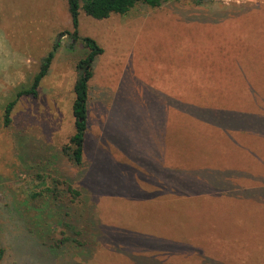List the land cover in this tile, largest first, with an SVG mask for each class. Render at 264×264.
<instances>
[{"label": "rangeland", "instance_id": "rangeland-1", "mask_svg": "<svg viewBox=\"0 0 264 264\" xmlns=\"http://www.w3.org/2000/svg\"><path fill=\"white\" fill-rule=\"evenodd\" d=\"M72 33L65 0H0V264H20L36 249L72 264H264V203L214 200L179 173L231 158V147L170 105L183 97L186 106L213 108L215 93L239 91L232 123L264 142L250 135L264 127V0H166L101 21L80 11L76 40ZM82 38L102 54L92 64L76 166L61 147L74 130ZM50 52L37 95L17 100ZM67 185L79 200L70 202ZM63 225L95 244L48 249L68 232Z\"/></svg>", "mask_w": 264, "mask_h": 264}, {"label": "trees", "instance_id": "trees-1", "mask_svg": "<svg viewBox=\"0 0 264 264\" xmlns=\"http://www.w3.org/2000/svg\"><path fill=\"white\" fill-rule=\"evenodd\" d=\"M67 5V11L70 17L71 25L73 28V33L71 37L76 40L77 37V27H78V17L79 12H83L84 15L90 17L94 20H105L111 15H126L131 9L135 8L137 5H144L149 8H159L162 3L166 0H65ZM204 0H197L201 3ZM84 47L88 50L87 55L80 59L76 64L77 78L73 86L74 100L72 103V118H73V134L68 140V143L61 147V153L66 156L69 161L74 165L79 166L83 161L84 155V143L86 138V133L88 130V101H89V88L88 83L92 78V64L97 56L102 54V49L90 38H82ZM53 58V53L50 52L41 60L39 65V70L34 76L30 88L18 92L15 98L18 100L20 97L37 95V88L41 80L47 75L49 66ZM208 83H206L207 86ZM213 86V84H211ZM210 86V87H211ZM239 94V93H238ZM169 96V95H168ZM191 97V96H190ZM205 97L204 95L194 96L193 98L200 101ZM192 101V97H186ZM16 99L9 102L5 107L4 112V126L8 127L10 125V114L16 104ZM183 97H170V105L173 107V111H177V105L180 104L184 106L185 116L189 118L188 122H199L206 128V135L216 140H224V143L231 147V158L224 157L220 155H215L213 161H207L205 159L204 169H221L223 173L237 174L244 172L245 175H249L250 178L259 177L260 175H254V173L264 172V142H253L248 140L244 135H248L245 129L234 127L233 123L230 122L232 110L230 103H240L242 101V96L235 94V96H230L225 93H218L211 96L213 104L220 106H212L213 108L203 109L200 106H186L184 104ZM239 99V100H238ZM203 103V104H202ZM244 134V135H243ZM264 134L259 128H252L250 135L254 137L262 136ZM262 154V155H260ZM207 157V155H205ZM204 157V158H206ZM234 157H240V159H234ZM243 158V159H242ZM178 170V169H177ZM196 168L182 171L179 173L184 177V180L188 184H193L199 186L200 193H207L214 200H221L227 197L225 191H220L219 188L210 187L204 179L207 178L204 175L203 180L200 178H195L194 173ZM51 192V191H49ZM66 194L69 196L70 202L79 200L80 192L74 189L71 185H67L65 189ZM52 196L58 198L59 192L55 189L52 190ZM68 232L61 233V238L55 241L51 245H48V249L55 250L60 249L63 245H72L76 247H93L94 241H90V234L86 235L76 230L75 227L69 225H63ZM89 234V235H88ZM1 259V251H0Z\"/></svg>", "mask_w": 264, "mask_h": 264}, {"label": "crops", "instance_id": "crops-1", "mask_svg": "<svg viewBox=\"0 0 264 264\" xmlns=\"http://www.w3.org/2000/svg\"><path fill=\"white\" fill-rule=\"evenodd\" d=\"M233 86L235 88L238 87V86L236 87V83H234ZM238 93L239 91L237 92V95H240V93L239 94ZM215 94H218V93H215ZM213 106H220V105L213 104ZM261 121L263 122V119H261ZM230 122L232 123V113H231ZM234 127H237V126H234ZM261 131L264 133V127ZM204 168L196 167V170L204 169ZM253 174L260 175V176L250 178V176L245 175L244 172H240L237 174H231V173H223L221 169H212L210 170V173H208V175L211 177L206 178L204 180L213 189L219 188L220 191H225V193L227 194V197H225L224 199H221L225 203H259V204L264 203V172L262 173L253 172ZM204 175L205 174L199 175V176H204ZM208 175L206 174V176ZM214 176H216L217 178H215ZM225 180H230L231 182L225 183ZM234 184H239V187L235 186ZM243 185L245 188H240V187H243ZM233 187L239 188V190H231ZM247 187L250 189H248ZM60 255L62 254L50 253V251L47 249H36V250H32V254H29V255L25 254V257L21 261L20 264H59V262L60 264H72L71 262L66 263L65 258L64 259L60 257L56 258ZM73 256L77 257L78 255L73 254ZM81 256L83 255H80V257ZM80 264H82V262Z\"/></svg>", "mask_w": 264, "mask_h": 264}]
</instances>
